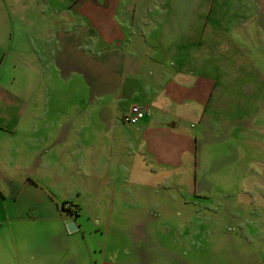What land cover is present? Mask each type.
I'll return each mask as SVG.
<instances>
[{"label":"rangeland","instance_id":"1","mask_svg":"<svg viewBox=\"0 0 264 264\" xmlns=\"http://www.w3.org/2000/svg\"><path fill=\"white\" fill-rule=\"evenodd\" d=\"M64 2L69 0H40L38 17L49 18L51 13L62 12ZM74 2L111 6L107 13L113 20L108 23L115 24L121 34L114 43L117 48L121 45L135 48L138 37L147 39L150 45L141 48L144 56H149L146 52L149 46L156 47L154 50L164 52L163 66L171 62L181 65L185 60L189 65L199 63V68L193 65L196 73L190 77H206L216 82L205 108V115L212 119L211 133L199 140L194 163L185 160L178 166L170 164L166 172L159 170L153 175L149 157L146 161L137 155L131 175L125 179L120 176L122 183L115 189L118 157L110 156L107 148L93 146L99 150L96 157L89 153L84 158L82 164L83 168L88 166V176H83L84 169L83 175H79L76 168L81 166L80 157L72 155L73 190L80 187L81 180L90 183L99 180L95 178L98 170L93 172L96 166L101 169L106 163L102 165L105 175L111 166V175L97 192L81 196V201L77 197L68 199L64 214L82 224L81 229L70 233L72 243H81L88 264H102L103 259L104 264H253L256 259H264V0ZM22 11L32 18L30 10L21 8L18 17ZM76 18L74 7V25L83 24ZM33 21L34 25L11 27L13 40L0 60L3 77L7 81L14 78L15 85L19 77L31 76L39 65L36 51L43 50L42 41H33L32 37L34 32L47 27L41 26L43 20ZM103 30L107 35L114 28L106 26ZM83 34L85 31H80L78 36L79 49L86 37ZM65 54L58 47L53 59L57 64L51 61L49 66L55 71L48 86L22 91L27 94L28 104L23 106L10 96L4 97V102H0V133H58V129L64 133L67 129V133L92 134L90 140L94 143L105 133L106 136L116 133L118 123L122 124L121 110H117L112 121L111 109L103 116L96 112L91 104L97 102L91 101H101L98 98L102 94H91L92 85L87 83L85 74L61 68ZM78 54L74 55V61H78ZM110 61L111 56L106 58V64ZM39 67L43 69L42 64ZM128 77L147 83L143 75ZM107 91L113 95L112 104L117 107L135 103L132 101L143 105L135 92L121 91V96L116 97L118 91ZM188 120L197 124L194 129L189 125L190 131L202 132L197 118L190 115ZM2 154L4 161L8 152L4 150ZM10 170L16 172V168ZM29 172L35 177L47 174L37 168H30ZM2 173L0 169L3 188L5 173ZM67 178H63L62 185ZM1 198L0 214L6 207L14 208L10 201ZM75 204L79 210L72 214L69 206L74 210ZM19 208L26 212L41 209L30 191L19 198ZM25 223L29 226L31 222ZM61 223L51 220L46 225ZM37 224L40 223L33 225Z\"/></svg>","mask_w":264,"mask_h":264},{"label":"crops","instance_id":"2","mask_svg":"<svg viewBox=\"0 0 264 264\" xmlns=\"http://www.w3.org/2000/svg\"><path fill=\"white\" fill-rule=\"evenodd\" d=\"M39 4L40 0H0L1 62L8 47L10 48L9 42L13 40L11 27L34 25L33 20L38 22L43 20L41 26L47 27L37 30L32 37L33 41H42L43 50L36 52L39 65L42 64L43 69L38 65L37 70H32L31 76L28 74L19 77L15 82L16 85L13 84L14 78L7 81L0 71V102H4V97L10 96L24 106L28 104V97L22 92L23 90L26 88L34 90L39 88V85L48 86L51 74L54 75L55 71V68L53 70L50 68L51 61L56 62L53 59L59 47L60 51L66 52L61 68L71 73L77 71L85 74L87 83L90 82L92 85L91 94L94 96L97 93L102 94V98H98L101 101L96 99L91 101V103L97 102L91 104L96 107L97 111L96 109L95 111H99L103 116L111 109L110 111L114 112L110 120L112 121L116 119L117 110H121L122 124L118 123L116 133H107L108 136L105 133L95 143L90 140L92 134L67 133V129L64 133L60 129L58 133H0V169L5 173L2 179L3 188L0 186V198L2 196L3 201L8 200L14 205L12 210L6 207L4 213L0 214V264H88L87 259L83 257L81 243L77 242L74 245L71 241L72 235L68 231L67 222L73 218L64 214L63 206L65 209L68 208V199L72 197H77L76 199L81 201L83 199L81 196L93 195L97 192L111 175V166L109 165L106 175L102 167L106 163L101 165V169L96 166L93 172L98 170L99 173H96L95 178L99 180H94L92 183L81 180L80 187L73 190L75 179L72 176L74 163L72 155L75 153L80 157L81 166L76 168L80 172L79 175H83L84 169L83 176H88L86 173L88 166L83 168L87 155L92 153L96 157L99 151L94 148L96 146L107 148L110 156L118 157L115 163V176L118 179L115 189L122 183L119 181L120 176L125 179L131 175L137 155H141L146 161L149 157L150 173L153 175L159 173V170L166 172L170 164L178 166L185 160L187 163L189 161L194 163L193 156L199 140L206 139L208 133H211L212 119L205 115V108L209 104L216 81L206 77L191 78L190 74L196 73L193 65L197 63L190 62V66L187 60L181 65L171 62L163 66L161 60L164 52L154 50L158 49L156 47L149 46L146 50L149 56H144L141 48L150 45L147 39L138 37V45L135 48L132 45H129V49L122 45L117 48L114 43L121 34L117 32L115 24L108 23L109 19L113 20L112 15L107 13L111 10V6L106 7L97 2L72 3V0H69L64 2L62 12L51 13L47 19L38 17ZM115 4L116 2L113 3ZM74 7L78 17L76 19H81L83 24L74 25ZM19 8L30 10L32 18L23 14V11L18 17ZM57 15L61 17H55ZM56 26L60 29L58 30ZM106 26L114 28L112 34H103ZM80 31H85L83 36L86 35L81 49L78 38ZM74 53H79L78 61H74ZM109 56L111 63L106 64V58ZM127 58H129L128 64L125 60ZM91 62L94 63L93 66ZM197 66L200 67L199 63ZM47 67L48 72H46ZM129 75L133 78L143 75L147 83H141L137 78L131 80ZM12 89H17L19 92H13ZM107 89L118 91L116 97L121 96V91L125 93L132 91L137 94L135 96L143 101L141 106L143 115L137 124L124 122L122 114L131 104H136L138 101L117 107L112 104L113 95ZM24 114L25 112L22 111V116ZM190 115L201 123L202 132L188 129L189 125L193 129L197 126L189 122ZM4 150L8 152V156L3 161ZM27 155L31 158H27ZM10 168H16V172L11 173ZM30 168L44 169L47 174H36L35 177L29 172ZM63 178H67L68 181L65 180L62 185ZM26 191L31 192V198L37 201L40 210L26 212L19 208V198L24 197ZM71 213L76 212L71 208ZM92 216L97 218L95 214ZM51 220L62 223L60 226L46 225ZM26 221L31 222L29 226H26ZM35 222L40 224L33 225ZM76 222L78 227L76 230L81 229L82 224L78 220ZM104 261L103 259L102 264ZM255 263L264 264V259H256Z\"/></svg>","mask_w":264,"mask_h":264},{"label":"built area","instance_id":"3","mask_svg":"<svg viewBox=\"0 0 264 264\" xmlns=\"http://www.w3.org/2000/svg\"><path fill=\"white\" fill-rule=\"evenodd\" d=\"M143 115L139 105H131L130 108L122 114V120L129 124H137L140 117Z\"/></svg>","mask_w":264,"mask_h":264},{"label":"water","instance_id":"4","mask_svg":"<svg viewBox=\"0 0 264 264\" xmlns=\"http://www.w3.org/2000/svg\"><path fill=\"white\" fill-rule=\"evenodd\" d=\"M67 228L70 232H73L78 228L74 219H71L67 222Z\"/></svg>","mask_w":264,"mask_h":264},{"label":"trees","instance_id":"5","mask_svg":"<svg viewBox=\"0 0 264 264\" xmlns=\"http://www.w3.org/2000/svg\"><path fill=\"white\" fill-rule=\"evenodd\" d=\"M63 204H65V203H63ZM63 208L65 209L64 206H63ZM70 210H71V208H70ZM74 210H75V212H78V210H79L78 204H75V208H74Z\"/></svg>","mask_w":264,"mask_h":264}]
</instances>
